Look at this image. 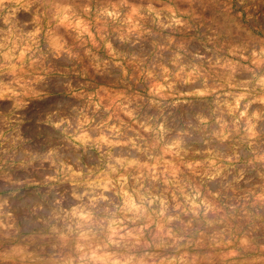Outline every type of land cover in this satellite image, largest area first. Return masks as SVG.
I'll return each mask as SVG.
<instances>
[{
  "label": "rangeland",
  "instance_id": "374dc122",
  "mask_svg": "<svg viewBox=\"0 0 264 264\" xmlns=\"http://www.w3.org/2000/svg\"><path fill=\"white\" fill-rule=\"evenodd\" d=\"M0 264H264V0H0Z\"/></svg>",
  "mask_w": 264,
  "mask_h": 264
}]
</instances>
